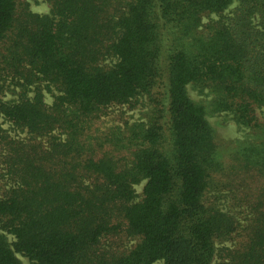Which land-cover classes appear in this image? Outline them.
<instances>
[{"label": "trees", "instance_id": "1", "mask_svg": "<svg viewBox=\"0 0 264 264\" xmlns=\"http://www.w3.org/2000/svg\"><path fill=\"white\" fill-rule=\"evenodd\" d=\"M45 1L0 0V264H264V0ZM189 85L256 135L232 161Z\"/></svg>", "mask_w": 264, "mask_h": 264}, {"label": "rangeland", "instance_id": "2", "mask_svg": "<svg viewBox=\"0 0 264 264\" xmlns=\"http://www.w3.org/2000/svg\"><path fill=\"white\" fill-rule=\"evenodd\" d=\"M30 7L33 11L38 13H49L51 10V6L45 0H30ZM212 16H216V14H212ZM208 18H205L207 21ZM188 93L190 97L197 103L202 104L205 108L206 115L212 126L215 130V135L217 139V143L219 145L220 155L226 162L232 161L234 159V153L242 142L245 140L254 141L256 135L252 130L248 127L240 125L234 119L232 113L227 111L216 112L213 108V99L214 94L205 90L201 92L197 87L193 85L188 86ZM13 97H17V94L8 91L4 96L5 99H10ZM46 100L47 102L51 103L54 100V97L51 93H46ZM135 105H121L111 109L110 114L105 115L102 120L99 122V125L102 129H106L105 127L111 126L114 123L123 124L125 121L132 123L135 121H142L146 120L148 116V112L151 109V103L148 97L143 96L140 98L138 102H135ZM257 115L259 120L263 119V115L260 110L257 111ZM0 127H3L12 135H20L22 137L25 136L24 133H20L18 130H15L11 123L5 120L0 115ZM1 184V183H0ZM146 184V180L143 181L141 184L136 185L137 191V200L142 198L144 186ZM225 209H232L229 204L224 205ZM240 212V209L234 208L233 212ZM231 212V211H230ZM237 217H243L242 214L237 215ZM10 239L12 240L13 237L9 235ZM227 245L232 246V242H227ZM18 257L21 259L22 264H31L29 257L17 254ZM219 260V257H216V261ZM153 264H163V261L159 260Z\"/></svg>", "mask_w": 264, "mask_h": 264}]
</instances>
